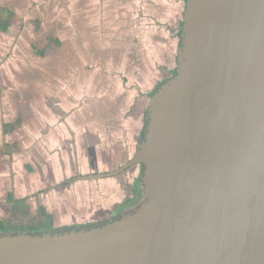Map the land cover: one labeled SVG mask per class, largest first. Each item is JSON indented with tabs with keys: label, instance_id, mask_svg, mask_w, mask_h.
I'll list each match as a JSON object with an SVG mask.
<instances>
[{
	"label": "water",
	"instance_id": "1",
	"mask_svg": "<svg viewBox=\"0 0 264 264\" xmlns=\"http://www.w3.org/2000/svg\"><path fill=\"white\" fill-rule=\"evenodd\" d=\"M183 22L133 158L78 178L140 166L139 205L89 228L0 234V264H264V0H187Z\"/></svg>",
	"mask_w": 264,
	"mask_h": 264
},
{
	"label": "crops",
	"instance_id": "2",
	"mask_svg": "<svg viewBox=\"0 0 264 264\" xmlns=\"http://www.w3.org/2000/svg\"><path fill=\"white\" fill-rule=\"evenodd\" d=\"M185 8L186 0H0V202L27 198L55 226H73L132 196L140 166L100 184L116 192L108 205L96 180L78 178L135 155L149 93L177 68ZM10 214L0 205V216Z\"/></svg>",
	"mask_w": 264,
	"mask_h": 264
},
{
	"label": "trees",
	"instance_id": "3",
	"mask_svg": "<svg viewBox=\"0 0 264 264\" xmlns=\"http://www.w3.org/2000/svg\"><path fill=\"white\" fill-rule=\"evenodd\" d=\"M183 24L184 22L182 23V25ZM179 38H181V32L179 33ZM176 72L177 70L175 69L172 76L176 74ZM167 80L161 82L153 91H151L149 93V97L152 98L157 93L161 85L165 83ZM145 127H146V122H145ZM145 127H144V131L142 132L140 141L144 138ZM142 171L143 168H141V174L137 178L134 187L132 188V196L126 198L121 204L115 205L114 210H117L118 212H122L125 209L138 206L139 203L142 201L143 199L142 181H141ZM10 201H12V197L10 198ZM29 216L30 219H26ZM99 224L88 225V226L73 225L63 228H57L54 224L53 216L47 212L44 206L39 205L37 209V214L33 216L31 214V206L28 202V199L25 198V199L17 200L16 203L13 206H11V217L5 218L0 216V234H6V233L16 234V233L25 232L32 235H37L45 232H61V231H69L72 229L89 228Z\"/></svg>",
	"mask_w": 264,
	"mask_h": 264
},
{
	"label": "rangeland",
	"instance_id": "4",
	"mask_svg": "<svg viewBox=\"0 0 264 264\" xmlns=\"http://www.w3.org/2000/svg\"><path fill=\"white\" fill-rule=\"evenodd\" d=\"M130 170H132V168L131 169H129L128 171H126V172H124V174H126L127 172L128 173H130ZM95 174H100L99 172H96L95 171ZM124 174H120V175H118V176H122V175H124ZM118 176H116V177H114V178H117ZM131 176V175H130ZM129 176V177H130ZM113 178V177H112ZM108 178H105V179H99V180H96L95 181V183L98 185L97 186V192H99V194H100V196L101 197H99V198H101V199H104V197H105V199H106V203H105V205H108V200L110 199V198H113L115 195H116V192H113V193H110L109 192V195L110 196H107L108 195V192L107 191H104V190H102L103 189V186H101L100 184H106L107 182H108ZM129 184V182H127V181H124V187H125V191H128L129 189H130V185H128ZM101 191H103V193H101ZM104 192H106V194L104 193ZM121 193V192H120ZM123 193V192H122ZM109 197V198H108ZM119 198L117 197V199L116 200H118ZM113 200V199H112ZM112 200H110V201H112ZM112 202H114V200L112 201ZM97 205H100L99 204V202L97 203ZM37 204H32L31 203V214L33 215V216H35L36 214H37ZM112 214L113 213H111V212H108V210H105V214L104 215H102V216H100V217H98V218H95V219H91L90 221H87V222H85V223H81V224H85V225H89V224H96V223H99V222H104L105 220H108V217H111L112 216ZM10 217H11V214H10ZM6 218H9V216L8 217H6ZM26 219H30V216L29 217H27ZM80 224V223H79ZM79 224H77V225H79ZM74 225H76V224H74ZM65 226H72V225H62V224H58L56 227L57 228H63V227H65Z\"/></svg>",
	"mask_w": 264,
	"mask_h": 264
},
{
	"label": "flooded vegetation",
	"instance_id": "5",
	"mask_svg": "<svg viewBox=\"0 0 264 264\" xmlns=\"http://www.w3.org/2000/svg\"><path fill=\"white\" fill-rule=\"evenodd\" d=\"M187 1V0H186ZM183 26V25H182ZM181 26V27H182ZM181 27H180V32H181ZM180 44H181V38H179V46H180ZM129 209V208H128ZM127 209H125L124 211H126ZM124 211H122V212H118L117 210H114L113 209V214H112V216L111 217H108V220H105L104 222H107V221H109V220H111V219H116V218H118L121 214H123V212ZM104 222H99L100 224L101 223H104ZM99 223H96V224H99ZM89 225H95V224H89ZM83 226H88V225H83Z\"/></svg>",
	"mask_w": 264,
	"mask_h": 264
}]
</instances>
